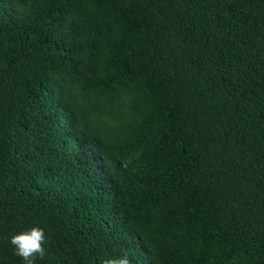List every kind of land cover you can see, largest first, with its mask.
Here are the masks:
<instances>
[{
	"label": "trees",
	"instance_id": "obj_1",
	"mask_svg": "<svg viewBox=\"0 0 264 264\" xmlns=\"http://www.w3.org/2000/svg\"><path fill=\"white\" fill-rule=\"evenodd\" d=\"M264 264V0H0V264Z\"/></svg>",
	"mask_w": 264,
	"mask_h": 264
},
{
	"label": "clouds",
	"instance_id": "obj_2",
	"mask_svg": "<svg viewBox=\"0 0 264 264\" xmlns=\"http://www.w3.org/2000/svg\"><path fill=\"white\" fill-rule=\"evenodd\" d=\"M45 232L42 228L33 227L11 237V244L20 256L24 264H35L37 257L43 259L45 256L44 242ZM103 264H131L127 255L120 258L105 259Z\"/></svg>",
	"mask_w": 264,
	"mask_h": 264
}]
</instances>
